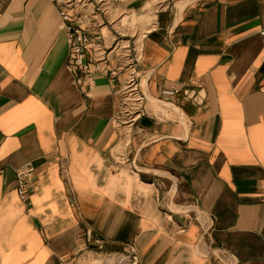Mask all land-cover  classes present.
Wrapping results in <instances>:
<instances>
[{
    "label": "crops",
    "instance_id": "0c3cea01",
    "mask_svg": "<svg viewBox=\"0 0 264 264\" xmlns=\"http://www.w3.org/2000/svg\"><path fill=\"white\" fill-rule=\"evenodd\" d=\"M84 26L81 84L58 5L3 0L0 264H264V0H110ZM135 53L159 105L122 127L101 69Z\"/></svg>",
    "mask_w": 264,
    "mask_h": 264
},
{
    "label": "built area",
    "instance_id": "2783aa9c",
    "mask_svg": "<svg viewBox=\"0 0 264 264\" xmlns=\"http://www.w3.org/2000/svg\"><path fill=\"white\" fill-rule=\"evenodd\" d=\"M58 5L60 16L65 21L67 37L70 45L68 57V67L72 70L81 68L83 76L77 78L81 84L89 83L93 79L90 64L86 61V51L91 46L90 34L85 29L86 21L94 22L97 16L108 13L110 0H52ZM3 7V0H0V13ZM86 9L87 12L82 10ZM88 18V20L86 19ZM87 25V24H86ZM261 32L264 33V27ZM140 55L134 54V60L127 64L128 71L122 75L124 65L101 69L104 73H109L113 80L119 81L118 98L120 102L117 115V122L125 126H132L141 116L147 94L143 89L140 74L136 67V62ZM169 93L178 91V87L170 86L166 88ZM35 177V167L31 163L23 164L17 171L18 191L22 198L28 197V190L33 187Z\"/></svg>",
    "mask_w": 264,
    "mask_h": 264
},
{
    "label": "rangeland",
    "instance_id": "374dc122",
    "mask_svg": "<svg viewBox=\"0 0 264 264\" xmlns=\"http://www.w3.org/2000/svg\"><path fill=\"white\" fill-rule=\"evenodd\" d=\"M184 6V3H181V7H183ZM154 8L151 10V12L150 13H148V15L147 16H139L138 14L140 13H138L137 15H135V16H133L132 15V23L130 22V23H128L129 24V27L131 28V32L133 31H136V33H137V35L139 36H141V33H143L147 28H149L150 27V23H151V21H152V17H153V14H154ZM119 11V10H118ZM138 11H140V10H138ZM118 13V12H117ZM128 13H130V12H125V13H123V15H127ZM141 14V13H140ZM128 17L129 16H125L124 17V19H123V21H125V20H127L128 19ZM142 31V32H141ZM139 43V42H138ZM150 100L151 101V103H159V101L156 99V98H153V97H151V96H149V98H147V100ZM146 100V101H147ZM159 105V104H158ZM144 111V110H143ZM118 123H120V125L122 126V127H125V125L123 124V123H121V122H119V120H118Z\"/></svg>",
    "mask_w": 264,
    "mask_h": 264
}]
</instances>
